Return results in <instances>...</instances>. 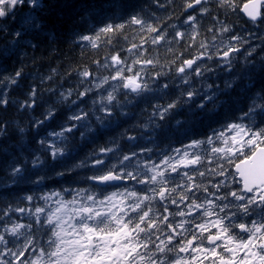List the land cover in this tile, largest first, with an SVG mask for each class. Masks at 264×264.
<instances>
[{
  "label": "clouds",
  "instance_id": "obj_1",
  "mask_svg": "<svg viewBox=\"0 0 264 264\" xmlns=\"http://www.w3.org/2000/svg\"><path fill=\"white\" fill-rule=\"evenodd\" d=\"M25 3L31 10L36 0H5L0 5V29L5 35L11 33L9 43L42 28L44 21L28 13L11 27L17 22L16 9ZM243 3L146 0L122 22L89 25L92 30L67 35L50 29L46 54L43 47L36 54L35 41L31 52L21 50V60L35 55L30 66H36V71L19 95L13 89L20 86L23 66L0 75V159L8 157L0 166V186L19 183L26 164L34 167L66 156L74 140L82 143L86 134L105 127L109 118L126 119L66 167L41 171L27 182L67 176L80 192L100 195L97 185L123 181L115 192L128 194L127 222L136 227L141 245L129 264H179L196 257L197 249L226 252L225 240L243 241L246 233L264 230V197L245 198L240 189L221 192L224 180L217 178L227 173L228 148L236 146L231 138L219 132L215 140L211 136L182 140L184 129L179 124L185 117L173 113L201 95L202 84L213 87L202 79L214 70L200 62L205 58L210 62L222 49L239 52L250 46L240 61L241 69L257 60L264 62V0L253 15L243 12ZM41 60L51 61L43 71L38 66ZM242 78L247 84L251 77L238 73L228 89ZM172 87L177 93L169 97ZM258 95L254 89L253 99ZM209 99L205 95L195 107L202 108ZM10 106L12 111L6 115ZM259 107L249 106L243 115ZM62 112L56 126L40 132ZM182 156L189 158L186 170L173 164ZM98 164L104 167L97 168ZM26 199L28 204L0 207V264H50L52 260L49 241L55 225L49 219L50 198L42 197L43 203L33 210L28 205L35 197ZM13 211L19 215H11Z\"/></svg>",
  "mask_w": 264,
  "mask_h": 264
},
{
  "label": "trees",
  "instance_id": "obj_2",
  "mask_svg": "<svg viewBox=\"0 0 264 264\" xmlns=\"http://www.w3.org/2000/svg\"><path fill=\"white\" fill-rule=\"evenodd\" d=\"M40 1V5L33 7L31 10L28 9L27 3L23 7H18L16 9L17 22L11 25L14 29L19 23L20 18L25 13H28L31 18H38L44 21L39 31L25 33L15 43H9L11 33L9 32L5 35L3 30L0 29V75L14 73L21 66L24 69L20 78V86L13 89L14 95L23 93L28 87L29 77L36 71V66H30L31 61L35 59V55L25 56L21 60L19 53L21 50L31 52L32 42L35 41L37 45L36 54L41 53L42 47L43 53L46 54L50 50V45H46V38L50 29L54 28L58 33L67 35L69 32L92 30V28L88 27L89 25L95 27L108 24L109 22L115 24L133 15L146 2V0ZM195 10L188 11L184 15L187 16ZM145 14L147 15V13ZM5 24H7V21H5ZM248 47L250 46H245V49L239 52H228L227 49H222L221 55L213 57L210 62L206 58L200 61L208 63L210 67H213L214 70L206 73L202 78L206 83H211L213 87L207 89L202 84L201 95L193 99L188 105L179 106L173 110L174 116L185 117L179 124V127L184 129L183 136L181 137L182 140H194L201 137L207 139L209 136L215 140L217 133L224 132L233 124L247 125L248 129L259 131L264 135V62L257 60L254 65L241 69L240 61L244 58ZM261 51H264V49H261ZM227 53H230V59L228 63H225V60H221V56ZM233 55L236 56V61L231 60ZM255 55H259V53ZM248 59H254V57H248ZM189 60H191V57H189ZM49 63L51 61L41 60L38 66L43 71ZM233 63L236 65L235 67H231ZM238 73L242 77L250 76L251 78L247 84L244 83V79L242 78L240 83L234 88L228 89V84ZM254 89L259 91L260 95L253 99ZM176 93L177 88L175 87H172L168 91L169 97H174ZM205 95L210 96L211 99L202 108H196L195 105L200 100H203ZM256 104H260V107L256 108L254 112H249L247 116L243 115L249 106L254 107ZM11 111L12 108L10 106L6 115H9ZM63 115V112L60 113L50 124H46L44 128H41L40 132L42 133L47 127L56 126L63 118ZM124 123H126V119L109 118V122L105 127L97 126L95 132L86 134L82 143H77L74 140L72 150L66 156L58 158L55 162L46 160L43 165H36L34 167L26 164L24 172L20 174L21 181L19 183L10 187L0 186V207L6 206L9 203L17 204L18 206L28 204L26 198L33 196L35 197L34 203L28 205L29 210H33L35 205L43 203L42 197L50 198L48 207L51 209V215L49 219L55 225L53 240L49 241L53 244L50 264H78L74 258L71 257L70 259L65 249V244L71 239H76L81 228L90 223V219L92 221L97 220V214L102 201L110 198L112 194L116 196L121 194L120 200L125 212L123 218L117 223L116 220L109 218L111 223L106 225V229L109 231V239L111 240V232L115 231L116 228L130 232L135 226L127 222L126 212L129 208L128 194L115 192V188L118 186H107L105 188L96 186L102 193L100 195L80 192L79 186L67 176L55 177L51 181L37 184L27 182L28 178L41 171L51 173L57 168L66 167L70 161L78 158L92 145L103 142L106 136L116 131ZM194 147V145H189V149ZM7 159V156L0 159V166L7 162ZM103 167V164L97 165V168ZM227 170L230 171V168L227 167ZM105 192L108 194H103ZM87 210L90 212L91 218ZM11 215L19 214L13 211ZM83 217L86 219V224L81 221ZM2 223L3 221H0V224ZM97 223V227H99L100 221Z\"/></svg>",
  "mask_w": 264,
  "mask_h": 264
},
{
  "label": "flooded vegetation",
  "instance_id": "obj_3",
  "mask_svg": "<svg viewBox=\"0 0 264 264\" xmlns=\"http://www.w3.org/2000/svg\"><path fill=\"white\" fill-rule=\"evenodd\" d=\"M228 243L230 247L225 252V258L234 260L236 264H264V231L253 236L246 235L243 241Z\"/></svg>",
  "mask_w": 264,
  "mask_h": 264
},
{
  "label": "water",
  "instance_id": "obj_4",
  "mask_svg": "<svg viewBox=\"0 0 264 264\" xmlns=\"http://www.w3.org/2000/svg\"><path fill=\"white\" fill-rule=\"evenodd\" d=\"M260 5L261 0H252L245 4L242 10L247 15L258 14L260 11ZM251 160L253 161L251 166L249 165V161H245L238 163L235 168L238 172H240L245 188L248 190H251L255 185H257V182L264 181V148L258 149ZM120 182L123 181H116L112 184Z\"/></svg>",
  "mask_w": 264,
  "mask_h": 264
},
{
  "label": "rangeland",
  "instance_id": "obj_5",
  "mask_svg": "<svg viewBox=\"0 0 264 264\" xmlns=\"http://www.w3.org/2000/svg\"><path fill=\"white\" fill-rule=\"evenodd\" d=\"M15 2H16V0H13V3H15ZM3 3H5V0H0V5H2ZM35 5H37V0H36ZM235 129H236V127H235ZM227 138H231L232 144L236 145V146H229V148H231L233 150L231 152V155L239 153V151L245 149L246 147L254 146L255 143L258 141L256 136L250 135L246 131H241L238 129H236V130L233 129L226 136V139ZM107 251L110 255H113V253L111 252L110 249H108ZM117 256H115V258H114L115 260H116Z\"/></svg>",
  "mask_w": 264,
  "mask_h": 264
}]
</instances>
